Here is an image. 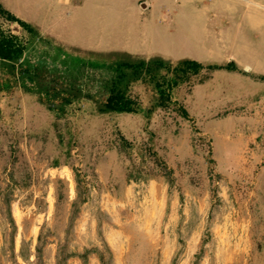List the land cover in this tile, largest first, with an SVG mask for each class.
<instances>
[{
  "label": "rangeland",
  "instance_id": "1",
  "mask_svg": "<svg viewBox=\"0 0 264 264\" xmlns=\"http://www.w3.org/2000/svg\"><path fill=\"white\" fill-rule=\"evenodd\" d=\"M116 1L122 9L130 0ZM172 1L159 27L169 55L206 65L219 18H229L222 14L264 13V0ZM63 15L58 29L67 34L75 19ZM80 30L70 36L78 44ZM0 32L27 44L32 58L62 54L1 12ZM214 75L205 70L175 89L177 104L150 121L95 116L87 102L58 118L21 86L4 95L0 264H229V251L232 264H264V91L255 98L254 88L243 93L241 82ZM131 94L144 105L155 99L140 82Z\"/></svg>",
  "mask_w": 264,
  "mask_h": 264
},
{
  "label": "crops",
  "instance_id": "2",
  "mask_svg": "<svg viewBox=\"0 0 264 264\" xmlns=\"http://www.w3.org/2000/svg\"><path fill=\"white\" fill-rule=\"evenodd\" d=\"M1 1L17 5L14 10H6L35 30L38 35L35 40H40L41 35L46 36L59 43V48L66 54L72 55L68 48L76 49L77 52L73 55L84 60L111 64L110 62L118 59L149 61L162 58L171 62L185 59L169 55L168 48L165 47L168 33L159 30L168 19L166 13L172 9V0H130L125 1L126 5L122 9L116 6V0ZM154 3L162 11L159 16L149 13ZM67 11L73 14L75 21L74 28L66 34L65 30L58 28ZM227 12L222 15L229 18L223 19L220 15L217 26L223 29L217 32L213 49H206L207 58H210L206 63L234 65L236 70H217L214 76L227 83L230 80L241 82L243 89L240 91L243 93L246 85L254 88V91L259 92L255 98L261 99L264 91V13ZM75 28L81 29L77 34L81 40L79 44L74 37H70ZM79 51L86 53H78ZM109 55L112 60L105 57ZM258 246L262 248L263 245ZM233 253L229 251L225 254L229 264L233 262Z\"/></svg>",
  "mask_w": 264,
  "mask_h": 264
},
{
  "label": "trees",
  "instance_id": "3",
  "mask_svg": "<svg viewBox=\"0 0 264 264\" xmlns=\"http://www.w3.org/2000/svg\"><path fill=\"white\" fill-rule=\"evenodd\" d=\"M0 12L7 20L18 23L31 40L36 41L38 35L30 25L1 5ZM28 50L27 44L18 37L0 32V99L21 86L25 92L37 93L41 103L58 118L68 116L74 103L87 102L92 107L91 114L95 116L129 114L143 116L150 121L158 109L177 104L173 95L175 89L192 82L205 70H236L231 64L205 65L191 59L171 62L154 58L107 64L64 52L54 59H49L48 53L32 58L27 56ZM139 82L154 94V101L148 105L131 94L132 87ZM33 84L41 85V91L38 92ZM182 112L188 117L186 110ZM123 142L131 146L125 139Z\"/></svg>",
  "mask_w": 264,
  "mask_h": 264
},
{
  "label": "water",
  "instance_id": "4",
  "mask_svg": "<svg viewBox=\"0 0 264 264\" xmlns=\"http://www.w3.org/2000/svg\"><path fill=\"white\" fill-rule=\"evenodd\" d=\"M142 7H145V5H142Z\"/></svg>",
  "mask_w": 264,
  "mask_h": 264
},
{
  "label": "bare ground",
  "instance_id": "5",
  "mask_svg": "<svg viewBox=\"0 0 264 264\" xmlns=\"http://www.w3.org/2000/svg\"><path fill=\"white\" fill-rule=\"evenodd\" d=\"M149 210V209H148Z\"/></svg>",
  "mask_w": 264,
  "mask_h": 264
}]
</instances>
